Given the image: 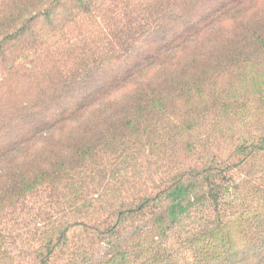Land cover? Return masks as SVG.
<instances>
[{"label": "trees", "instance_id": "obj_1", "mask_svg": "<svg viewBox=\"0 0 264 264\" xmlns=\"http://www.w3.org/2000/svg\"><path fill=\"white\" fill-rule=\"evenodd\" d=\"M0 264H264V0H0Z\"/></svg>", "mask_w": 264, "mask_h": 264}]
</instances>
